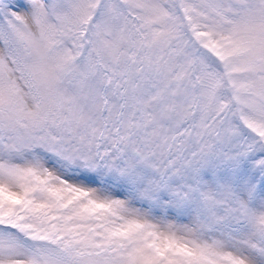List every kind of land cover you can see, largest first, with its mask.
Returning a JSON list of instances; mask_svg holds the SVG:
<instances>
[{"label":"snow or ice","instance_id":"snow-or-ice-1","mask_svg":"<svg viewBox=\"0 0 264 264\" xmlns=\"http://www.w3.org/2000/svg\"><path fill=\"white\" fill-rule=\"evenodd\" d=\"M0 264H264V0H0Z\"/></svg>","mask_w":264,"mask_h":264}]
</instances>
